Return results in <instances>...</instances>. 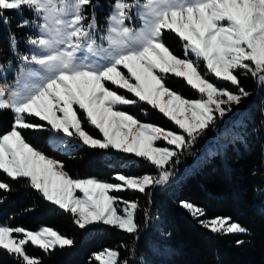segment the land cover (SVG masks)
I'll use <instances>...</instances> for the list:
<instances>
[{
    "label": "snow or ice",
    "instance_id": "1",
    "mask_svg": "<svg viewBox=\"0 0 264 264\" xmlns=\"http://www.w3.org/2000/svg\"><path fill=\"white\" fill-rule=\"evenodd\" d=\"M94 9L93 0H0L4 25H10L6 11L32 14L16 25L31 29L27 51L19 52V41L9 32L17 61L11 84L7 72L13 61L5 62L6 69L0 65V112L13 115L10 130L0 134V173L25 181L69 213L80 229L103 224L133 236L131 245H119L128 257L121 258L119 248H104L92 254L90 264H137L132 257L139 240V202L118 194L131 190L150 196L153 189L168 187L181 156L191 155L210 126L215 130L217 121L253 94L241 77L264 85V0H112L103 28ZM166 32L183 42V58L166 45ZM169 77L181 79L197 98L173 90ZM141 104L162 114L176 130L143 122L121 107ZM141 110L147 115L146 108ZM23 130L48 132L47 146L62 155L80 147L112 150L142 158L156 171L140 176L117 172L115 182L73 178L63 161L27 142ZM0 190L11 186L0 180ZM180 207L212 233H248L231 217L202 219L203 208L188 201H180ZM144 216L147 226V209ZM74 243L48 226L30 230L0 223V250L16 264H43L27 252L29 245L48 255ZM139 264H147L143 256Z\"/></svg>",
    "mask_w": 264,
    "mask_h": 264
},
{
    "label": "trees",
    "instance_id": "2",
    "mask_svg": "<svg viewBox=\"0 0 264 264\" xmlns=\"http://www.w3.org/2000/svg\"><path fill=\"white\" fill-rule=\"evenodd\" d=\"M111 2L93 0L98 22L103 23ZM4 15L10 18V25L0 23L2 63L13 59L9 32L15 33L16 37L23 35V30L16 27L13 11H6ZM164 40L174 54L182 57L176 35L166 32ZM241 83L253 93L247 98L241 116L224 133H220L221 129L231 120L217 121L215 130L210 126L197 140L190 150L191 155L181 156L182 162L177 167L187 165L188 169L181 176L177 194L173 198L165 194L150 199L139 193H130V196L121 194L126 200L139 202L136 214L139 233L144 226L145 209L158 219L160 237L152 240V248L146 242H137L135 256L138 259L143 256L147 264H264V85L257 86L250 76L241 77ZM167 84L186 98H197L195 91L190 90L179 78L170 77ZM142 108L147 109V115L142 114ZM124 110L143 122L176 130L162 114L146 105ZM12 122L11 112H0V134L10 130ZM86 129L90 133L95 132L91 127L86 126ZM22 134L35 148L63 161L65 170L73 178L96 177L112 182L117 172L135 176L154 174L153 167L143 159L124 165H111L103 161V152L87 147L74 149L71 155H62L47 146V132L23 130ZM213 134H217L216 141L210 150L205 151L204 144ZM197 155L198 159L193 162V156ZM0 180L11 186L10 191L0 190V223L30 230L48 226L74 240L73 246L57 248L48 255L37 247L27 246V252L41 257L43 264H90L93 253L104 248H119L122 243L131 245L133 242L132 235L110 226L93 225L82 230L74 224L69 213L45 201L25 181H12L3 173H0ZM180 201H188L203 208L206 216L202 219L231 217L232 221L247 228L248 233H212L180 207ZM161 232L170 233V236L162 237ZM237 240H243L244 243L237 245ZM119 251L121 258L129 256L127 249L119 248ZM0 264H16V261L0 250ZM91 264L96 262L92 260Z\"/></svg>",
    "mask_w": 264,
    "mask_h": 264
},
{
    "label": "rangeland",
    "instance_id": "3",
    "mask_svg": "<svg viewBox=\"0 0 264 264\" xmlns=\"http://www.w3.org/2000/svg\"><path fill=\"white\" fill-rule=\"evenodd\" d=\"M141 2H143V0H141ZM111 11V5L108 7L107 11H106V16L104 17V20H103V23H99L100 27L103 28L106 26V17L109 15ZM14 15H15V18L17 20V24L22 20V19H25V18H30L32 16V14L30 12H28L27 10H25L23 12V16H21L20 14H18L17 12L13 11ZM97 17V20L99 19L98 16L96 15ZM23 30V35H21L20 37H17L19 43H18V50L20 53H23L25 51H27V47H26V43H25V38H26V35L31 31L30 28H21ZM174 34V33H173ZM175 35V34H174ZM179 39V38H178ZM180 46H179V49H181V54H182V58H183V48H182V44L183 42L180 41ZM13 65H12V71H8L7 72V82L8 83H12L13 82V71H15L17 69V61H16V57L13 56ZM203 62L201 61V66H202ZM0 65H3L4 68L6 69L7 68V65L6 63H2L0 61ZM126 71V70H125ZM170 78V77H169ZM168 78V79H169ZM214 80V78H213ZM0 81H2V74H0ZM215 82V81H214ZM219 86L221 87H227L226 86V83H220ZM121 92H123V90H121ZM130 95V94H129ZM131 98V97H130ZM247 102V99L243 101L242 105L238 108H235L233 113L230 114L229 116H227L224 120H227L228 118L231 120L228 122L227 124V128L226 127H223L221 129V132L220 133H224L232 124H234L235 122H237L238 118L241 116V112L242 110L244 109L245 107V104ZM140 106V105H138ZM138 106H135V107H138ZM122 107V110H124V108H127V107H134V106H121ZM144 114V112L142 113ZM145 115V114H144ZM234 116V117H232ZM31 120V122H38L36 121L35 119L33 118H29ZM92 128V127H91ZM95 132L94 133H91L93 135H97V131L92 128ZM33 131V130H32ZM33 132H41V131H33ZM44 132V131H43ZM48 133V132H47ZM48 136H49V133H48ZM216 138H217V134H213L210 139L204 144V147H205V151H208L211 149L212 145L215 143L216 141ZM163 146V145H161ZM74 150V149H73ZM98 151H101L103 152V161L107 164H127V163H130L132 161H135V160H140L142 158H136L134 156H131V155H126V154H120V153H116L112 150H107V151H103V150H98ZM198 155L197 156H193V162L198 159ZM144 161V160H143ZM146 162V161H145ZM148 163V162H146ZM149 164V163H148ZM150 165V164H149ZM153 167V166H152ZM154 169V173H155V168L153 167ZM188 169V166L187 165H182L181 168H176V171H177V175L176 177L174 178V180L170 183V185L164 189H153L151 191V195H145L143 194V196H145L147 199H150L152 198L153 196L156 197V196H163V194L166 195V197H169V198H173L176 194H177V191H178V188H179V183L181 181V176L185 173V171ZM112 182H115V181H112ZM122 193H126L127 195L130 196V193H139V192H135V191H131V190H128V191H124V192H121L119 193L118 195L121 196ZM141 194V193H139ZM77 195H81L80 193H77ZM123 197V196H122ZM124 198V197H123ZM50 203V202H49ZM58 207V206H57ZM95 225H101V226H106V225H103V224H95ZM93 226V225H92ZM90 227V226H89ZM88 227V228H89ZM82 230H86V229H82ZM139 235V240L143 241V242H146V244L148 245L149 248H152L151 246V243H153V239L155 238H159L160 235H159V230H158V219L155 218V217H152V215L150 214L149 216V219L147 221V226H145V220H144V226H143V229L140 233H138ZM138 240V241H139ZM132 260L136 261L137 264H139V259L137 258V256H134L132 257Z\"/></svg>",
    "mask_w": 264,
    "mask_h": 264
}]
</instances>
